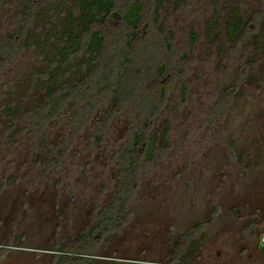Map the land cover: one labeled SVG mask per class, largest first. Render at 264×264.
<instances>
[{"label":"rangeland","instance_id":"rangeland-1","mask_svg":"<svg viewBox=\"0 0 264 264\" xmlns=\"http://www.w3.org/2000/svg\"><path fill=\"white\" fill-rule=\"evenodd\" d=\"M26 1L0 0V41L18 31ZM141 1L163 50L151 62L163 56L173 73L129 211L88 255L81 238L112 200L114 156L128 145L136 106L100 133L107 102L85 124L80 103L35 128L45 95L83 75L81 60L50 63L64 56L58 27L72 0H42L23 50L0 61V264H264V0ZM232 9L246 23L258 17L254 39L242 41L241 28L227 36ZM228 85L236 92L225 107Z\"/></svg>","mask_w":264,"mask_h":264},{"label":"trees","instance_id":"trees-1","mask_svg":"<svg viewBox=\"0 0 264 264\" xmlns=\"http://www.w3.org/2000/svg\"><path fill=\"white\" fill-rule=\"evenodd\" d=\"M41 4L42 0L23 3L22 10L16 14L18 31L8 32L0 41L2 65L10 63L25 47L27 34ZM143 7L141 0H128L123 6H119L117 0H72L67 12H60L65 16L58 27L61 35L57 48L64 52V56L60 62L54 59L50 63L55 68L81 60L83 75L74 82L60 83L45 95L34 110V126L41 130L46 121L66 106L81 103L79 123L85 124V116L96 113L100 106L107 104L104 119L97 127V133H100L124 109L132 104L136 106L135 124L130 131L128 145L114 156L118 185L112 200L104 207L98 223L81 238H86L87 246L81 253L85 255L96 243L114 232L122 216L129 211V204L140 185L141 172L152 150L153 126L165 108L173 71H169L163 56L159 57V63L155 64V60L151 62V58L158 57L163 50L162 45L153 38L151 26L143 21ZM232 10L227 18V36L231 38L241 28L242 41L254 39L259 28L258 17L246 23L236 10ZM157 15L156 9L152 14L153 21H156ZM162 40L165 50L173 53L169 36L164 35ZM246 68L245 65L240 68L241 77L245 76ZM47 73L40 71L39 77L45 78ZM151 74L153 78L148 80ZM235 92L236 85L223 88L219 104L226 107ZM212 114L215 115L216 110ZM67 146H63V152ZM88 262L76 261L74 264H90Z\"/></svg>","mask_w":264,"mask_h":264}]
</instances>
